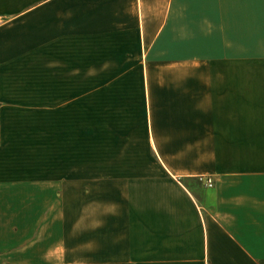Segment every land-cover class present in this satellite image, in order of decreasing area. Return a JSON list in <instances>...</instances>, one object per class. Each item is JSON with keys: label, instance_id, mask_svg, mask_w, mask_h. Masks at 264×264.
I'll return each mask as SVG.
<instances>
[{"label": "crops", "instance_id": "1", "mask_svg": "<svg viewBox=\"0 0 264 264\" xmlns=\"http://www.w3.org/2000/svg\"><path fill=\"white\" fill-rule=\"evenodd\" d=\"M7 130L0 264H264V0H0Z\"/></svg>", "mask_w": 264, "mask_h": 264}, {"label": "rangeland", "instance_id": "2", "mask_svg": "<svg viewBox=\"0 0 264 264\" xmlns=\"http://www.w3.org/2000/svg\"><path fill=\"white\" fill-rule=\"evenodd\" d=\"M12 115L5 117V122H16L17 120L12 119ZM87 118V116H83ZM14 118V117H13ZM25 118V120H23ZM45 118L43 116H34L27 115L19 116V122H43ZM20 131V130H19ZM21 133L14 132L11 130H7L4 132H0V172H9L17 169H21L22 167H27L30 159L26 158L27 153L25 149L20 145L22 142L24 145H27V133L23 137L18 136L19 143H14L13 134ZM20 140V141H19ZM12 142V143H11ZM24 157V158H23ZM33 162V161H32ZM37 196H28L23 194H14V193H2L0 194V242H3V237H16L18 235L17 231L28 229L26 226L25 219L29 215L28 211H26V200L29 198H35ZM60 199V196H55ZM65 200H62L61 203L67 206V210L72 211L74 207L73 198L75 195L67 194L64 196ZM67 198V199H66ZM60 203V202H58ZM18 231V232H19ZM22 233V231H21ZM7 259V258H4ZM9 261L12 259L9 258Z\"/></svg>", "mask_w": 264, "mask_h": 264}, {"label": "built area", "instance_id": "3", "mask_svg": "<svg viewBox=\"0 0 264 264\" xmlns=\"http://www.w3.org/2000/svg\"><path fill=\"white\" fill-rule=\"evenodd\" d=\"M200 179L204 182L206 187L212 188L214 186V180L211 177H202Z\"/></svg>", "mask_w": 264, "mask_h": 264}]
</instances>
